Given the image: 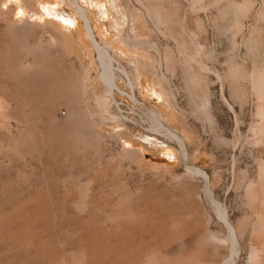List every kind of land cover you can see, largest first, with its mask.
Instances as JSON below:
<instances>
[{
  "label": "rangeland",
  "instance_id": "rangeland-1",
  "mask_svg": "<svg viewBox=\"0 0 264 264\" xmlns=\"http://www.w3.org/2000/svg\"><path fill=\"white\" fill-rule=\"evenodd\" d=\"M77 1L0 0V264H264V0Z\"/></svg>",
  "mask_w": 264,
  "mask_h": 264
},
{
  "label": "bare ground",
  "instance_id": "bare-ground-1",
  "mask_svg": "<svg viewBox=\"0 0 264 264\" xmlns=\"http://www.w3.org/2000/svg\"><path fill=\"white\" fill-rule=\"evenodd\" d=\"M68 2H69V4H71L72 6H73V9L79 14V13H81L80 15L83 17V18H85L86 20H87V16H86V13H85V11L79 6V4H78V1L77 0H72V1H70V0H68ZM82 21H83V23H84V27H85V31H86V33L88 32V31H91L90 30V26H88V22L86 23V21L85 20H83L82 19ZM87 25V26H86ZM88 30V31H87ZM87 35H88V33H87ZM88 38L91 40H93L94 39V36L91 34L90 36H88ZM92 40H91V42H92ZM92 45H93V42H92ZM97 45V47L99 48V44H96ZM94 47V46H93ZM96 47V48H97ZM98 48H97V50H98ZM99 51V50H98ZM97 53V52H96ZM98 55H99V59H100V61H101V63H102V65L105 67H107V69L109 68V62H108V56H107V54H106V52H105V50H100L99 52H98ZM110 59V58H109ZM111 77V74L110 73H106L105 72V76H104V78H105V80H107V78L109 79ZM110 81H112V80H110ZM149 111V110H148ZM149 115H151L152 117H155L156 118V120L160 123V117L158 116H156V115H153V113L152 112H149ZM154 126L152 127V130L153 131H155V132H157V133H159L160 134V132H161V134H163L166 138H168V140H172L173 142H176V143H178L179 144V146L181 147V145H182V143H181V139L178 137V136H176V135H174L173 133H171L168 129H166L164 126H162L161 124L159 125L160 126V128H161V130L163 131H161L155 124H153ZM192 171H194L195 173H197V174H199V175H202V171H199V170H194V169H192ZM206 194H207V197H208V201L213 205V207H215V209H216V211L217 212H219L220 214H221V216H222V218L224 217V213H223V211H222V209L213 201V199H212V197L210 196V194H209V192L206 190ZM227 227H228V229H229V232L231 233V236H229L230 238H231V240L233 241V245H235V240H234V238H235V236H234V234H233V232H232V230L230 229V227L227 225ZM235 250H236V246H234V248H233V254H234V252H235Z\"/></svg>",
  "mask_w": 264,
  "mask_h": 264
},
{
  "label": "crops",
  "instance_id": "crops-1",
  "mask_svg": "<svg viewBox=\"0 0 264 264\" xmlns=\"http://www.w3.org/2000/svg\"><path fill=\"white\" fill-rule=\"evenodd\" d=\"M85 9V8H84ZM76 12V11H75ZM76 14H78L77 12H76ZM79 15V14H78ZM81 18V17H80ZM81 20H82V18H81ZM89 21V20H88ZM89 23V22H88ZM89 26H90V24H89ZM91 28V27H90ZM92 31V30H91ZM93 33V32H92ZM94 35V34H93Z\"/></svg>",
  "mask_w": 264,
  "mask_h": 264
},
{
  "label": "water",
  "instance_id": "water-1",
  "mask_svg": "<svg viewBox=\"0 0 264 264\" xmlns=\"http://www.w3.org/2000/svg\"><path fill=\"white\" fill-rule=\"evenodd\" d=\"M123 95V93H121ZM124 96H127L126 94H124ZM128 97V96H127Z\"/></svg>",
  "mask_w": 264,
  "mask_h": 264
}]
</instances>
